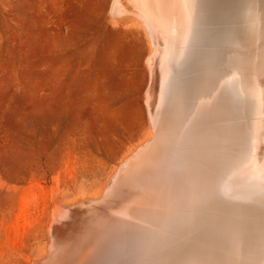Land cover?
<instances>
[{
  "label": "bare ground",
  "instance_id": "1",
  "mask_svg": "<svg viewBox=\"0 0 264 264\" xmlns=\"http://www.w3.org/2000/svg\"><path fill=\"white\" fill-rule=\"evenodd\" d=\"M228 2L219 30L213 0H131L152 131L100 196L56 204L34 264H264V0Z\"/></svg>",
  "mask_w": 264,
  "mask_h": 264
},
{
  "label": "rangeland",
  "instance_id": "2",
  "mask_svg": "<svg viewBox=\"0 0 264 264\" xmlns=\"http://www.w3.org/2000/svg\"><path fill=\"white\" fill-rule=\"evenodd\" d=\"M119 1L0 0V264L45 256L56 204L100 196L152 131L150 42Z\"/></svg>",
  "mask_w": 264,
  "mask_h": 264
}]
</instances>
